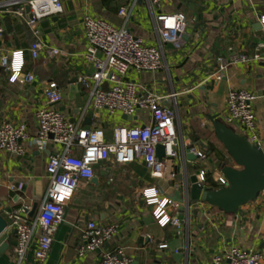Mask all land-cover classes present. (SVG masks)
I'll return each instance as SVG.
<instances>
[{"label":"crops","instance_id":"obj_1","mask_svg":"<svg viewBox=\"0 0 264 264\" xmlns=\"http://www.w3.org/2000/svg\"><path fill=\"white\" fill-rule=\"evenodd\" d=\"M61 1L64 12L44 19L39 25L41 42L62 53L53 59H48L43 52L40 59L33 60L29 53L35 40L31 30L13 13L4 15L5 33L0 38V57L23 51L24 71L34 74L36 81L10 83L9 75L0 67V100L4 101L0 122L24 123L32 134L36 132V111L48 107L42 89L49 82L57 83L63 93L62 103L54 108L73 122L80 120L83 109L89 105V96L78 79L92 75V66L84 58L88 50L84 16L103 18L115 26H122L123 19L118 12L129 4V0H123L125 4L114 0L113 5H104L102 0ZM114 4L119 6L114 7ZM164 9L187 15L186 34L179 43L163 45L165 69L141 75L132 72L130 78L155 92L179 95L174 105L178 114L179 144L206 151L209 160L203 166L211 170L217 169L216 161L226 158V152L215 137L209 117L217 115L222 119L226 98L232 90L256 94L254 111L260 147L264 150V59L231 65L222 81L210 78L218 70L217 56H252L256 46L264 41L263 27L261 31L256 29L258 24L262 25L264 0H168ZM154 15L145 3L140 2L131 13L128 28L147 44L159 46ZM136 118L137 121H127L122 115L110 117L102 112L100 119H96L90 105L83 126H101L111 138L112 130L118 125L139 126L150 122L145 111H139ZM55 149V145L50 144L45 152L29 147L22 157L0 154L1 212L26 209L31 217L38 212L49 185L46 164ZM200 166L202 164L189 159L188 154L184 156L182 149L179 159L169 166L167 175L161 180L153 179L148 168L140 162L98 165L96 177L78 188L43 264H99L104 251L120 248L126 249L133 264H206L231 246L260 252L264 263V196L260 195L256 202L241 208L235 216L202 202L191 203L189 239L178 236L171 226L160 228L157 225L152 209L144 205L143 191L155 187L164 197L171 198L168 195L171 188H182L185 202L187 179L194 176ZM20 185L22 189H18ZM88 221H95L100 226L118 224L119 232L103 249L80 258L77 247ZM149 234L156 238V246L148 243L146 237ZM15 242V233L6 230L0 238V246L7 243L9 248L0 256V264H16ZM161 243H167L169 249L158 250ZM176 249L177 254L174 253ZM23 264H38L33 250Z\"/></svg>","mask_w":264,"mask_h":264},{"label":"built area","instance_id":"obj_2","mask_svg":"<svg viewBox=\"0 0 264 264\" xmlns=\"http://www.w3.org/2000/svg\"><path fill=\"white\" fill-rule=\"evenodd\" d=\"M140 2L145 3L155 14L153 22L159 46L147 44L128 28L131 13ZM167 2L168 0H129V4L121 7L118 12V16L123 19L122 26H115L103 18L84 16V32L88 43L84 58L92 66V75L78 79L83 91L89 96V105L83 109L79 121L72 122L63 112L54 108L62 103L63 93L57 83L49 82L42 89L48 107L36 111L34 134L24 123L0 122V154L22 157L29 147L39 152L47 151L50 144L56 147L46 164L49 185L38 212L31 217L26 209L0 211L7 221V230L15 233L16 264H23L32 250L38 264L47 261L54 237L65 221L67 208L73 203L80 185L96 177L95 168L100 164L129 165L140 162L148 168L153 179L161 180L167 175L169 166L179 159L181 149L184 156L187 155L186 149H189V154L196 158L195 161L202 164L194 176L203 191L228 187V180L221 170L203 166L209 160L206 151L195 146H180L176 125L178 114L174 107L179 95L155 92L130 78L132 72L141 75L165 69L163 45L179 43L186 34L189 25L187 15L179 11L167 12L164 9ZM26 7H30V13H27ZM0 9H4L0 11V38L5 33L4 15L13 13L25 22L33 34L35 40L29 49L33 60L40 59L43 52L48 59L62 55L60 50L46 47L41 42L39 26L44 19L64 12L61 0H2ZM261 24L264 29V17H261ZM24 56L23 51H15L0 57V67L9 75L10 83L30 84L36 81L34 74L24 71ZM263 59L264 41L256 46L252 56L219 55L216 57L218 70L210 78L222 81L231 65ZM257 99L256 94L247 90L230 91L221 120L237 133L247 136L252 144L261 146L254 111ZM90 105L96 119H100L102 112L110 117L122 115L134 118L139 111H145L150 122L139 126L118 125L109 138L101 126H83ZM158 146L164 147L162 160L157 157ZM210 174L214 175L215 187L208 184ZM11 189L14 190L15 187ZM18 189H22V185ZM260 195L264 196V191ZM142 198L144 205L152 209L153 218L160 228L171 226L178 236L189 239L192 210L189 197L180 205L172 198L164 197L157 188L151 187L143 191ZM118 232V224L100 226L95 221H88L82 232V241L77 247L78 256L82 258L88 253L103 249ZM146 238L151 246L157 245L156 238L152 235L149 234ZM157 248L164 251L169 249V245L161 243ZM174 253L179 251L176 249ZM99 264H133V259L126 249L120 248L104 251ZM206 264L264 263L260 252L231 246L214 255Z\"/></svg>","mask_w":264,"mask_h":264},{"label":"water","instance_id":"obj_3","mask_svg":"<svg viewBox=\"0 0 264 264\" xmlns=\"http://www.w3.org/2000/svg\"><path fill=\"white\" fill-rule=\"evenodd\" d=\"M26 11L30 13V7H26ZM256 29L261 31L262 25L258 24ZM3 106L4 101L0 100V112ZM124 119L137 121L136 117L124 116ZM209 121L216 139L226 152V158L218 159L215 167L221 170L229 185L223 189L214 190L209 188L203 191V187L197 184L196 177L191 176L187 179V194L191 203L202 202L226 215L235 216L239 214L241 208L256 202L264 191V150L260 146L252 144L247 136L239 134L235 129L228 127L217 115L210 116ZM186 153L189 159L196 160L194 156L189 154V149H186ZM157 157L160 160L163 159V146H158ZM182 192V188L179 190L171 188L168 195L171 196L173 201L182 205L184 203ZM7 227V221L0 212V238L6 232ZM14 245L16 246L17 242ZM8 248L7 243L2 244L0 246V256Z\"/></svg>","mask_w":264,"mask_h":264},{"label":"trees","instance_id":"obj_4","mask_svg":"<svg viewBox=\"0 0 264 264\" xmlns=\"http://www.w3.org/2000/svg\"><path fill=\"white\" fill-rule=\"evenodd\" d=\"M102 2H103L104 5H108V4H112L113 5L112 2H115V1L114 0H102ZM122 2H123V0H120V3H122ZM122 4H125V2H123ZM117 6H119V4H114V7H117ZM210 150L213 152L214 151V147L212 146L210 148ZM210 175L208 177V184H209V186L215 187L214 183H213V179L211 178Z\"/></svg>","mask_w":264,"mask_h":264},{"label":"rangeland","instance_id":"obj_5","mask_svg":"<svg viewBox=\"0 0 264 264\" xmlns=\"http://www.w3.org/2000/svg\"><path fill=\"white\" fill-rule=\"evenodd\" d=\"M210 176H211L212 179L214 178V175L213 174H211Z\"/></svg>","mask_w":264,"mask_h":264}]
</instances>
